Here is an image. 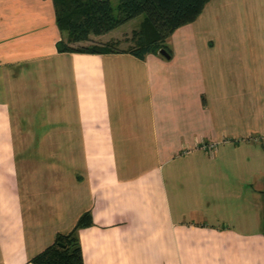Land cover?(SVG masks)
I'll use <instances>...</instances> for the list:
<instances>
[{
	"label": "crops",
	"instance_id": "crops-1",
	"mask_svg": "<svg viewBox=\"0 0 264 264\" xmlns=\"http://www.w3.org/2000/svg\"><path fill=\"white\" fill-rule=\"evenodd\" d=\"M60 39L53 0H0V264L88 212L85 264H264V0H212L170 60Z\"/></svg>",
	"mask_w": 264,
	"mask_h": 264
},
{
	"label": "trees",
	"instance_id": "trees-1",
	"mask_svg": "<svg viewBox=\"0 0 264 264\" xmlns=\"http://www.w3.org/2000/svg\"><path fill=\"white\" fill-rule=\"evenodd\" d=\"M211 1L119 0L114 8L111 0H53L57 26L68 38V42H58L57 48L60 53H128L140 60L162 49L169 53L168 40L174 32L196 22ZM142 15L132 49L121 51L114 44L79 48L70 45L108 34ZM92 225L91 213H85L70 233L58 234L54 244L32 258L30 264H85L79 232Z\"/></svg>",
	"mask_w": 264,
	"mask_h": 264
},
{
	"label": "rangeland",
	"instance_id": "rangeland-1",
	"mask_svg": "<svg viewBox=\"0 0 264 264\" xmlns=\"http://www.w3.org/2000/svg\"><path fill=\"white\" fill-rule=\"evenodd\" d=\"M112 6L116 8L119 4V0H111ZM144 16H139L130 22L124 24L123 26L119 27L115 33L109 34L107 36H104V38H99L96 36H92L93 39L87 42H82L78 44H70L74 48L79 47H92L94 45L98 44H114L116 45V48L118 50H128L129 48L135 47V36L134 32L139 31L140 25L143 22ZM61 33V32H60ZM68 42L67 35H63L61 33V41ZM58 44V43H57ZM168 46L170 48V53H172L171 47H170V39L168 40ZM157 56H160V53L154 54ZM164 58V57H163ZM212 147V149H209V147ZM218 148L217 143H204L202 144L201 149H203L205 152H208L212 154L216 149Z\"/></svg>",
	"mask_w": 264,
	"mask_h": 264
},
{
	"label": "water",
	"instance_id": "water-1",
	"mask_svg": "<svg viewBox=\"0 0 264 264\" xmlns=\"http://www.w3.org/2000/svg\"><path fill=\"white\" fill-rule=\"evenodd\" d=\"M160 55L162 56V57H164L165 59H168V60H170L171 59V55L168 53V51H166L165 49H162V50H160Z\"/></svg>",
	"mask_w": 264,
	"mask_h": 264
},
{
	"label": "built area",
	"instance_id": "built-area-1",
	"mask_svg": "<svg viewBox=\"0 0 264 264\" xmlns=\"http://www.w3.org/2000/svg\"><path fill=\"white\" fill-rule=\"evenodd\" d=\"M209 149H212V147L210 146Z\"/></svg>",
	"mask_w": 264,
	"mask_h": 264
}]
</instances>
